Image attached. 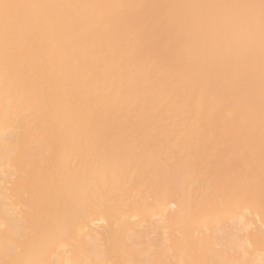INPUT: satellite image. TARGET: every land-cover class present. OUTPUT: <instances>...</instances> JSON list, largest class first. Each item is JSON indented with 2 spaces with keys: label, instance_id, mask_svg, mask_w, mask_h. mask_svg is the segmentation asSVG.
<instances>
[{
  "label": "bare ground",
  "instance_id": "bare-ground-1",
  "mask_svg": "<svg viewBox=\"0 0 264 264\" xmlns=\"http://www.w3.org/2000/svg\"><path fill=\"white\" fill-rule=\"evenodd\" d=\"M0 264H264V0H0Z\"/></svg>",
  "mask_w": 264,
  "mask_h": 264
}]
</instances>
